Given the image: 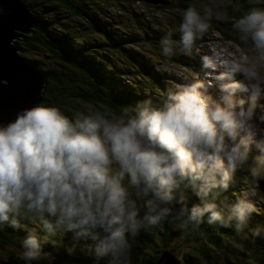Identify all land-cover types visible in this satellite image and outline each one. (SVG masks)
Returning <instances> with one entry per match:
<instances>
[{
  "label": "clouds",
  "instance_id": "clouds-1",
  "mask_svg": "<svg viewBox=\"0 0 264 264\" xmlns=\"http://www.w3.org/2000/svg\"><path fill=\"white\" fill-rule=\"evenodd\" d=\"M247 4L190 5L179 41L167 33L160 52L168 60L191 53L231 8L239 11L231 28L248 61L204 55L203 76L185 77L158 103L145 99L119 111L89 104L71 118L41 103L0 122V230L26 231L23 264H51L45 245L71 255L80 241L95 264H131L141 231L166 221L196 231L206 220L244 233L253 201L220 197L244 166L264 171V0ZM189 190L198 203L189 205ZM68 233L74 243L65 246ZM261 234L260 226L251 229Z\"/></svg>",
  "mask_w": 264,
  "mask_h": 264
},
{
  "label": "trees",
  "instance_id": "trees-1",
  "mask_svg": "<svg viewBox=\"0 0 264 264\" xmlns=\"http://www.w3.org/2000/svg\"><path fill=\"white\" fill-rule=\"evenodd\" d=\"M197 1L199 7L208 4L207 0ZM153 2L156 4L155 1ZM238 2L243 5L244 10L247 9V0H238ZM79 4L83 6V9L76 11V17L79 20L78 27L68 28L52 20L55 17V12L42 13L39 11L38 0L27 1L30 14L33 16L34 13H42L44 19H41V15L37 14L39 19L37 21V18L33 16L36 18L34 31L32 32L30 29L31 31L27 33L25 38L22 40L15 39L14 44L19 47L21 54L26 56L29 63L41 68L42 73L45 74L46 82L41 92V103H44V100L53 101L52 104L46 105L59 106L70 118L89 104L93 107L105 105L112 110L119 111L124 106H135L137 101L152 97L161 89L164 92L166 87L146 79L148 75H152L150 65L153 63L160 66L166 65V68L170 69L169 78L171 73H175V67L182 66L183 69L177 75L179 83L185 77H191V73L198 62L197 53L192 51L181 56L175 55L170 60L164 58L156 47H152L153 41L147 36V34L152 35L148 32V27L154 26V22L157 27H160L159 21L155 19L153 22L151 15L147 14V18L135 19L136 15L132 11L121 16L114 13L115 5H110L106 0L98 3L97 0H80ZM163 4L164 2H160L159 6ZM178 8L180 10L181 7ZM130 14L133 15L132 18H130ZM238 15L239 11L233 12L232 9H228V15L222 20L234 19ZM44 23L47 26L39 29L38 26ZM211 23L210 30L212 33L213 31L219 33L216 38H222L227 43L233 41L242 47L244 46L239 40L238 34L233 32L231 28L217 25L214 21ZM210 30L196 42V45L206 39L214 40L212 36H209ZM169 32L172 33L174 41H179V32L176 29L163 30L161 37ZM40 48L47 50L53 61L45 64L44 58L39 54ZM244 49L247 52L246 48ZM169 87H171L170 83L166 89ZM259 175L264 176V171H261ZM232 188L233 186H230L228 191L235 193ZM253 202L259 209L261 204L256 201ZM262 205L264 207V204ZM257 226L253 221L248 224L250 237L252 236L251 229ZM260 227L263 228L261 225ZM21 231L22 235H26L24 230ZM141 235L142 244L147 245L148 242H151L149 240L151 234ZM210 236L211 234H209ZM254 238L259 245L249 243L248 246L252 247L253 253L256 252L257 254L260 248H264V233ZM68 239L72 240V237L68 236ZM204 241L206 240L193 235L186 241V246L197 252L198 264H203L201 262V259L205 257L203 250L210 249L203 243ZM81 242L85 243L84 241ZM69 243L72 244V242ZM18 245L19 238H15L13 232H0V264L22 263L18 259V255L14 254ZM82 246L77 245L75 253L80 256L84 264H95L94 255L88 256L86 250H81ZM224 247V244L216 246V253L219 255L220 253L231 254V252L224 250ZM58 248H60L59 253L66 252L63 248ZM161 248L166 249L168 245L163 243ZM163 249H154L155 259H159ZM54 250H56L54 247L48 248L49 252ZM133 250L136 252L135 247ZM136 255L138 256L136 262L131 257V264H154L151 259L139 253ZM186 255L189 258L187 253ZM231 261L236 264L234 260L229 259V262ZM189 262L196 264L195 261ZM51 264H60V258H54ZM99 264H107V262L101 260Z\"/></svg>",
  "mask_w": 264,
  "mask_h": 264
},
{
  "label": "rangeland",
  "instance_id": "rangeland-1",
  "mask_svg": "<svg viewBox=\"0 0 264 264\" xmlns=\"http://www.w3.org/2000/svg\"><path fill=\"white\" fill-rule=\"evenodd\" d=\"M27 1L30 2V0ZM38 1H39L38 8L39 11H41L42 13L48 11L55 12V17H53L52 19L54 22H57L68 28L72 26L78 27L79 20L76 17V11L83 9V6L79 4L80 0H38ZM100 1L103 0H97V3ZM106 1L110 5H115L114 7L115 14H120L122 16L124 13L129 14L130 12L134 11L133 13H135L136 15L135 19L147 18V14L151 15L153 22L155 19H157L159 21L160 27H157V25L154 22V26L148 27V32L152 33V35L147 34V36L152 39L153 41L152 47L153 48L156 47L159 53H161L160 52V41L162 38L161 32L163 30H169V29L178 30L183 11L190 5L199 7L197 0H106ZM153 1H155L156 4H154ZM160 2H164V4L159 6ZM207 3H209V0H207ZM179 6L181 7L180 10L178 8ZM42 13H37V14L41 15V19H44ZM37 14L34 13L33 16L36 17L38 21L39 19ZM132 17L133 15L130 16V18ZM232 20L233 19L231 18H227L226 20H219V21L213 19V21L217 25H221L228 28H231ZM46 26L47 24L44 23L38 26V28L41 29ZM34 28L35 25L30 26L32 32L34 31ZM218 35H219L218 32L213 31L212 33V30H210L209 36H212L214 40L208 39L206 43L200 42L192 50L197 53L198 62L194 67L191 76H195L198 74L200 76H203L204 74V69L202 67V62H201L202 53H205V55H212L215 53L221 58H231L233 60H239L242 62L248 61L249 53H247L244 49L246 47L244 46L242 47L233 41H228L227 43L222 38H216V36ZM217 46L219 47L217 48ZM39 54L42 56V58H44L45 64H49L50 61H53L47 50L40 48ZM182 54L183 53L178 54V56H181ZM21 55L23 59L26 57L23 54ZM182 69H183L182 66L175 67L174 68L175 73H171V77L169 78L168 76L170 69L166 68V65L160 66L159 64L153 63L150 65V72L152 75H148L146 79L154 81L167 88L169 86V83L171 84V86L175 84H179V79L177 78V75L181 72ZM1 82L5 83L4 79H1ZM166 88H164V92L163 89H161V91L156 95L152 97H147L145 99H151L154 103L160 102L165 91L167 90ZM43 102L44 104H52L53 101L44 100ZM54 102L56 103V101ZM253 154H255V152H253ZM248 176H249L248 173L243 172L241 169L238 170L234 177V179L237 178V184H235L234 186L236 195L234 193H230L229 191H227L221 195L220 200H224L226 198L229 203H232L230 201L231 197H236L241 195L249 196L250 195L249 192H251L253 199H255L258 203L264 202V196L255 191V187L251 185L250 181H248L247 179ZM241 185L246 186V188L243 186V188L240 191V189L236 187H240ZM187 195L189 197V205L199 202L197 198L191 193L190 190L187 192ZM252 221L255 225L260 226L261 225L260 221H264V210L260 208L257 209L255 207V212L253 213L249 223ZM31 227H33V225L29 224L28 228ZM7 228L8 227L4 228L0 232H6V231H9L11 233L13 232L14 237L19 238V241L24 236H26V235H22L21 230L14 231L12 228H9L11 230ZM248 231L249 228L247 227L244 233L237 235L234 227H221L217 224L207 225L206 220L203 224L200 225L198 230L192 231L191 229H185L183 225L179 222L166 221L162 227L152 228L148 231H141L140 235L133 242V249L135 247L136 252L132 249L131 257L133 258L134 262H136V257H138L136 254L139 253L142 256L151 259V261H153L154 264H156L157 261H160L159 264H166L165 259L169 258V256L166 255V252H169L173 255L172 256L173 264H192L189 261H193V262L195 261L196 264H198V260L196 258L197 252L191 249L190 247L186 246L187 238H191V236L193 235V236H199V239L206 240L203 243L210 248L209 250H203V254L205 256L203 257V259H201V262L203 264H224V263L234 264L232 261L229 262V259L234 260L236 264H264V248H260V251L257 253L261 258L256 254V252L253 253L252 247H249L248 244L254 243L259 245V243H257V241L253 236L251 237L249 236ZM23 232L27 234L25 230ZM141 234H151L149 235V240L151 242H148L147 245L142 244ZM209 234H211L210 237ZM67 235L72 237L71 233H68ZM68 236L65 237L64 239L65 246H70L71 243L69 242L74 243L73 240L68 239ZM163 243L167 244L168 248L166 249L161 248ZM220 244H224L225 245L224 250L231 252V254L229 255H225L223 253H220V255L217 254L216 246L218 247ZM78 245H84V243L80 241ZM49 247H53V246L45 245L44 250L49 252L48 251ZM54 248L56 250L51 252L52 257L53 259L59 257L60 264H84L83 260L75 252L69 255L68 252L66 251V247H61L66 251L61 253L58 252L60 248L58 247H54ZM159 248L163 249V251L161 252V256L159 257V259H155L154 249L157 250ZM20 250H21L20 243L18 247L15 249V251L11 249V251H14V254L17 255H19ZM186 253L188 254L189 258H187ZM86 254L88 256H93L90 255L88 252H86ZM162 256L163 258H161ZM52 262L53 260L51 261V263ZM20 264H23V261ZM41 264H49V262L43 261L41 262ZM167 264H171V262H168Z\"/></svg>",
  "mask_w": 264,
  "mask_h": 264
},
{
  "label": "water",
  "instance_id": "water-1",
  "mask_svg": "<svg viewBox=\"0 0 264 264\" xmlns=\"http://www.w3.org/2000/svg\"><path fill=\"white\" fill-rule=\"evenodd\" d=\"M27 0H0V122L15 118L23 108L40 104V92L44 88L45 76L37 71L34 64H24L25 59L15 53L12 40L21 36L20 32H30L34 19L28 16ZM18 47V46H17ZM165 259L172 262V254ZM163 258V256L161 257ZM157 261L156 264H159Z\"/></svg>",
  "mask_w": 264,
  "mask_h": 264
},
{
  "label": "bare ground",
  "instance_id": "bare-ground-1",
  "mask_svg": "<svg viewBox=\"0 0 264 264\" xmlns=\"http://www.w3.org/2000/svg\"><path fill=\"white\" fill-rule=\"evenodd\" d=\"M28 16H31L33 19H34V22H33V24L31 25V26H34L35 25V20H36V18H34L31 14H30V12H29V14H27ZM11 43H13V45L14 46H16L15 44H14V40H12L11 41ZM15 51V53L18 55V56H20V57H22V55H21V52H20V50H19V48L16 46V49L14 50ZM41 75L43 76H45V74L44 73H41ZM41 104V103H40Z\"/></svg>",
  "mask_w": 264,
  "mask_h": 264
},
{
  "label": "flooded vegetation",
  "instance_id": "flooded-vegetation-1",
  "mask_svg": "<svg viewBox=\"0 0 264 264\" xmlns=\"http://www.w3.org/2000/svg\"><path fill=\"white\" fill-rule=\"evenodd\" d=\"M27 33L28 32H25V31H22V32H20V34L22 35V37L21 36H17V38H15V39H17V40H22L23 38H25L26 36H27ZM14 39V40H15ZM19 48V47H18ZM26 58V57H25ZM24 64H27L26 63V61L24 62ZM263 176V175H262Z\"/></svg>",
  "mask_w": 264,
  "mask_h": 264
}]
</instances>
